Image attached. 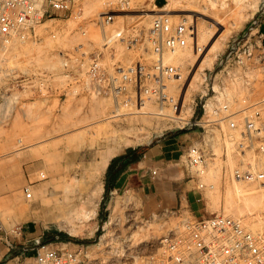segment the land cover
<instances>
[{
    "label": "rangeland",
    "instance_id": "374dc122",
    "mask_svg": "<svg viewBox=\"0 0 264 264\" xmlns=\"http://www.w3.org/2000/svg\"><path fill=\"white\" fill-rule=\"evenodd\" d=\"M115 2L78 0L82 16L112 8ZM251 4L254 6L249 8ZM261 6H264V0H164L160 5L154 0H130V8L125 13L131 14L132 18L138 17L141 28L147 29L149 25V34L152 14L161 12L169 22L187 16L192 27L184 42L175 45L165 57L177 64L182 72L180 80L165 88L169 102L160 104L139 98L119 111L108 98L66 94L60 88L51 95H40L17 85L16 79L22 72L58 67L47 58L48 52L83 39L76 33H69L78 18L60 21L66 25L60 39L45 38L39 43L12 42L4 55L0 53V93L6 96L0 97V224L7 229L25 225L35 233L42 232V241L50 242L52 246L83 244L95 258L102 260V264H146L149 253L158 249L160 237L178 223L177 213L186 214L194 208L203 214L202 217L219 213L239 218L250 229H264V196L254 193L237 196L232 204L225 201L224 189L234 183L252 187L257 192L264 189V184L258 181L223 178V173L228 174L235 165L237 155L244 152V146H240L239 126L230 130L226 120L220 122L225 134L219 142L222 154L201 175L205 186L193 190L194 195L200 197L193 206L185 203L163 206L144 215L140 200L130 190H125L107 199L106 210L100 212L98 202L95 214L86 218L81 202L91 187L89 174L96 167L101 152L112 150L116 154L127 148H140L169 132L180 130L178 126L188 118L190 106L196 102L191 116V120H195L199 116L200 102L208 97L212 104L216 98L225 103L222 112H234L229 119L236 123L259 107L257 102L264 96V82L249 80L245 83L241 76L227 77L224 70L220 71L218 61L233 40L244 39L254 27ZM245 9H248L246 19L227 35L222 49L209 66V56L217 46L214 42H218L221 33L230 29L231 21ZM125 21V16L119 15L108 28L121 27ZM88 37L97 40L98 33L93 31ZM251 78V75L247 77ZM213 83L217 91L215 97H211ZM8 86L13 87L2 92ZM217 86L224 87L221 94H218L221 89ZM205 91L206 95H202ZM229 132L233 134L231 137L227 136ZM212 172L216 174L213 179ZM213 180L219 192L217 204L212 201L215 197ZM26 184H30L32 191L30 200H26L22 192ZM73 187L82 192L81 201L64 199L68 189ZM163 209L173 212L160 214ZM153 213L158 214L152 217ZM66 217L73 220L75 229L80 228L82 233L70 232L64 221ZM108 219L111 222L104 223Z\"/></svg>",
    "mask_w": 264,
    "mask_h": 264
},
{
    "label": "built area",
    "instance_id": "2783aa9c",
    "mask_svg": "<svg viewBox=\"0 0 264 264\" xmlns=\"http://www.w3.org/2000/svg\"><path fill=\"white\" fill-rule=\"evenodd\" d=\"M80 8L78 0H0V53L3 55L12 42L60 39L66 28L60 21L71 17L79 21L69 33L83 37L68 47L49 50L47 58L56 62L57 68L22 72L16 79L17 85L40 95H51L60 88L66 94L108 98L118 111L139 98L168 103L165 88L180 80L182 72L165 57L175 45L184 42L191 31L187 16L169 22L162 12L152 14L149 34V25L147 29L141 28L138 17L125 13L130 8V0H116L114 7L92 16H82ZM257 13L254 27L246 37L233 40L218 61L220 71L224 70L227 77L241 76L245 83L249 80L264 82V30L260 29L259 10ZM119 15L125 16L124 25L110 30L108 27ZM93 31L98 33L97 40L88 37ZM249 75L251 79H247ZM217 88L221 89L218 93L221 94L224 87ZM211 90V97H215L214 83ZM0 97L6 98L3 93ZM209 98L200 102L199 116L195 120H191V116L196 102L190 106L188 118H183V124L178 126L198 131V136L181 150L176 161L185 178L191 180L197 190L205 186L200 177L222 154L219 142L225 134L220 122L226 120L230 130L239 126L240 146H244V152L237 155L235 165L228 174L223 173V178L264 184V96L257 102L259 107L243 115L238 123L229 119L234 112H222L225 103L216 98L212 104ZM232 135L227 133V136ZM22 192L26 200L32 198L30 184L24 185ZM165 212L173 211L163 209L159 213ZM177 216L178 223L160 237L158 249L149 253L146 264H264V229H250L239 218L219 213L195 217L189 211ZM20 254L22 264L103 263L78 243H73L72 247L52 246L38 239L23 245Z\"/></svg>",
    "mask_w": 264,
    "mask_h": 264
},
{
    "label": "crops",
    "instance_id": "0c3cea01",
    "mask_svg": "<svg viewBox=\"0 0 264 264\" xmlns=\"http://www.w3.org/2000/svg\"><path fill=\"white\" fill-rule=\"evenodd\" d=\"M259 16L260 29L264 30V6L260 7ZM197 136L196 129L176 130L143 147H131L113 154L102 172V190L98 201L100 212L107 209L108 198L125 190H130L140 200L144 215L163 206L175 207L184 203L193 206L200 197L194 195L191 180L185 178L176 161L181 150ZM190 212L195 217L203 216L195 208ZM38 239L42 240V232L35 233L25 225L7 229L0 224V264H22L20 248ZM30 255L28 252L27 256Z\"/></svg>",
    "mask_w": 264,
    "mask_h": 264
},
{
    "label": "bare ground",
    "instance_id": "6f19581e",
    "mask_svg": "<svg viewBox=\"0 0 264 264\" xmlns=\"http://www.w3.org/2000/svg\"><path fill=\"white\" fill-rule=\"evenodd\" d=\"M254 5H250L249 8H252ZM248 15V9H245L243 10L240 14H238L237 16H235V18L231 21V23L229 24L230 26V29L228 28L225 32L221 33L219 39H218V42L215 41L214 44H217V46H215V51L214 53H212V55H210L209 57H211V60L210 62L208 61L209 63V66L211 65V61L213 60V58L216 56L217 52L219 50L222 49L223 45H224V42L225 40L227 39V35H229V33L237 28H239L243 21L246 19ZM217 42V43H216ZM213 44V45H214ZM213 48V47H212ZM160 113H163L160 111ZM150 123V122H148ZM139 126V125H137ZM128 129V128H127ZM126 131V130H125ZM128 131V130H127ZM147 133V132H146ZM135 135V134H134ZM145 135V133H144ZM147 136V135H146ZM133 141V140H132ZM113 154V151L112 150H105L104 152H101L100 155H99V158H98V161L96 163V167L94 168V170L89 174V177L90 179L92 180V184H91V187L89 188V191L88 193L85 194V198L83 201H81V191L80 190H77L75 189L74 187L73 188H70L68 189V195L66 194L64 197V199L66 201H70L72 199H78L80 200L81 202L84 203L83 207H82V212H84L83 214H85V217L86 218H91L94 214H95V209L98 205V201H99V197H100V193H101V190H102V185H101V181H99V177L100 175L102 174L110 156ZM231 158V157H230ZM217 168V167H216ZM217 170V169H216ZM211 172V170H209ZM214 171V170H212ZM210 172H208V176H211ZM214 173V172H212ZM214 175V177H211L212 179L215 178V173L212 174ZM220 175V174H218ZM42 176V174H41ZM219 176H216V179H218ZM210 178V177H209ZM211 179V180H212ZM213 184L212 187L214 188L215 190V193H214V198H212V201H214L216 204H217V198H218V195H219V192H218V189L216 188V184H214V180L212 181ZM233 183V182H232ZM208 185V184H207ZM252 186V185H251ZM218 187V186H217ZM208 187H207V191H208ZM213 189H211L212 191ZM210 191V189H209ZM224 192H225V201L227 202V204L230 202V204H232V201L235 200L234 198L239 196V197H243V196H252L254 193H258L259 196H264V189H262V191H254L252 190V187H245L244 185L240 184V183H234L232 186H227L226 189H224ZM209 195L211 192H208ZM212 194V193H211ZM211 196V195H210ZM63 199V198H62ZM216 200V201H215ZM208 202V201H207ZM225 202V203H226ZM212 204V203H211ZM214 205V204H213ZM225 206V205H224ZM227 206V205H226ZM226 208V207H225ZM65 223L66 225L68 226V230L70 232H74L75 234L76 233H82V230L80 228H77V230L75 229V224L73 222V220H69V218L67 219V217L65 218ZM111 221L108 219V220H105L104 223H107L109 224ZM60 223V222H59ZM94 229V228H93ZM92 229V231H93ZM91 231V232H92Z\"/></svg>",
    "mask_w": 264,
    "mask_h": 264
},
{
    "label": "water",
    "instance_id": "95a60500",
    "mask_svg": "<svg viewBox=\"0 0 264 264\" xmlns=\"http://www.w3.org/2000/svg\"><path fill=\"white\" fill-rule=\"evenodd\" d=\"M164 0H154V3L156 5H160V4H163Z\"/></svg>",
    "mask_w": 264,
    "mask_h": 264
},
{
    "label": "trees",
    "instance_id": "16d2710c",
    "mask_svg": "<svg viewBox=\"0 0 264 264\" xmlns=\"http://www.w3.org/2000/svg\"><path fill=\"white\" fill-rule=\"evenodd\" d=\"M183 129H180V131H182Z\"/></svg>",
    "mask_w": 264,
    "mask_h": 264
}]
</instances>
